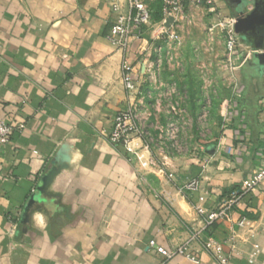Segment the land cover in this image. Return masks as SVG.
<instances>
[{"label": "crops", "instance_id": "crops-1", "mask_svg": "<svg viewBox=\"0 0 264 264\" xmlns=\"http://www.w3.org/2000/svg\"><path fill=\"white\" fill-rule=\"evenodd\" d=\"M117 1L124 10L126 0ZM110 3L0 0V121L24 124L0 144V264H195L179 254L164 259L150 240L190 242L198 264H219L205 241L236 228L205 224L196 207H214L264 159V41L244 40L234 27L245 137H223L169 173L140 137L107 139L114 115L130 103L123 65L139 78L136 48L144 33L130 36L127 49L113 46L106 37L117 16ZM254 6L215 0L223 21ZM192 179L198 189L183 191ZM240 215L256 235L246 241L238 232L235 252L223 248L227 264H264V181L233 219ZM254 240L259 251L250 261Z\"/></svg>", "mask_w": 264, "mask_h": 264}, {"label": "rangeland", "instance_id": "rangeland-1", "mask_svg": "<svg viewBox=\"0 0 264 264\" xmlns=\"http://www.w3.org/2000/svg\"><path fill=\"white\" fill-rule=\"evenodd\" d=\"M154 4L153 21L136 48L140 71L128 107L136 114L133 136L149 147L160 169L172 173L169 168L211 152L223 137H245L236 77L243 63L236 51L229 58L226 29L231 26L218 24L215 8L193 4L164 18L160 0Z\"/></svg>", "mask_w": 264, "mask_h": 264}, {"label": "built area", "instance_id": "built-area-1", "mask_svg": "<svg viewBox=\"0 0 264 264\" xmlns=\"http://www.w3.org/2000/svg\"><path fill=\"white\" fill-rule=\"evenodd\" d=\"M152 1L155 0H126L124 10H120L117 0H111V8L117 12L116 19L111 25L106 37L111 44L117 48L127 49L128 38L132 35L139 36L143 33L145 27L153 21V13L155 11ZM204 4L215 8V0H160V12L164 18L175 17L182 14L187 6ZM235 19L230 18L227 21L219 20L218 24L226 27L228 24L231 28L226 29V48L229 58L234 54L238 45V37L234 31ZM126 51V50H125ZM123 85L127 94L130 96L137 92L136 82L131 77V69L127 65H123L122 75ZM135 109L131 106L124 110L118 111L113 117V123L108 132L107 139L113 144L126 143L133 135L137 133L135 126ZM24 124H13L0 121V144L9 142L14 132L22 130ZM264 181V159L259 168L240 185L226 193V195L210 209L205 207H196V212L203 216L205 224L212 225L215 222H228L233 224L231 233L221 240L208 238L205 241L206 249L214 256L219 264H227L228 256L224 252V246H229L233 251L236 250V239L239 238L238 232L242 231L246 235V241L252 240L256 233L253 230L252 220L247 216L240 215L233 219V214L250 192L258 188ZM199 187V181L192 179L185 183L182 187L183 191L194 192ZM191 240H194L192 236ZM149 245L164 258L170 259L179 254L183 255L195 264L199 263L198 258L191 251V243H183L174 247H166L157 244L154 240L149 241ZM259 251V244L256 240L251 242V251L248 259L252 261ZM235 252V251H234Z\"/></svg>", "mask_w": 264, "mask_h": 264}, {"label": "flooded vegetation", "instance_id": "flooded-vegetation-1", "mask_svg": "<svg viewBox=\"0 0 264 264\" xmlns=\"http://www.w3.org/2000/svg\"><path fill=\"white\" fill-rule=\"evenodd\" d=\"M228 4V6L232 7V8H237V4L239 3V7H241L243 5V3H245V0L243 2V0H225ZM263 0H253L254 5V11L251 13V17L249 18V21L252 23L250 24L249 22L246 23L245 21H240L239 26L243 29V32L240 33L242 39L245 40V37L250 39V40H260V41H264V16H261V13L258 14V12H256V9H261L263 11L264 14V4L262 5ZM241 12V10H240ZM238 18H245L244 16L238 17ZM236 22V20H235ZM234 22V25H235ZM253 27H255V30L257 31V33H255V31H253ZM246 29V30H245Z\"/></svg>", "mask_w": 264, "mask_h": 264}, {"label": "water", "instance_id": "water-1", "mask_svg": "<svg viewBox=\"0 0 264 264\" xmlns=\"http://www.w3.org/2000/svg\"><path fill=\"white\" fill-rule=\"evenodd\" d=\"M251 13H249V14H247L246 16H245V18H236V22H235V25H234V27H235V30H236V32L237 33H241V32H243V29L239 26V23H240V21H245L246 23H250V24H252L250 21H249V18L251 17Z\"/></svg>", "mask_w": 264, "mask_h": 264}, {"label": "trees", "instance_id": "trees-1", "mask_svg": "<svg viewBox=\"0 0 264 264\" xmlns=\"http://www.w3.org/2000/svg\"><path fill=\"white\" fill-rule=\"evenodd\" d=\"M154 7H155V10L157 9V6L154 4ZM159 9H160V6H159ZM155 12V11H154ZM154 14V13H153ZM235 188V187H234ZM231 190V189H230Z\"/></svg>", "mask_w": 264, "mask_h": 264}]
</instances>
